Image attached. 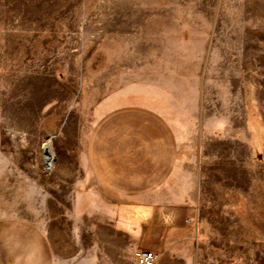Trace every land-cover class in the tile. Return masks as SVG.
<instances>
[{
    "label": "rangeland",
    "instance_id": "obj_1",
    "mask_svg": "<svg viewBox=\"0 0 264 264\" xmlns=\"http://www.w3.org/2000/svg\"><path fill=\"white\" fill-rule=\"evenodd\" d=\"M147 89L190 132L186 199H93L99 147L142 124L117 106ZM133 247L264 264V0H0V264H137Z\"/></svg>",
    "mask_w": 264,
    "mask_h": 264
},
{
    "label": "crops",
    "instance_id": "obj_2",
    "mask_svg": "<svg viewBox=\"0 0 264 264\" xmlns=\"http://www.w3.org/2000/svg\"><path fill=\"white\" fill-rule=\"evenodd\" d=\"M156 92L142 91L138 102L127 98L118 110L139 109L138 114L116 113L115 116H139L140 128L114 130V145L99 147L97 166L91 170L97 200L181 201L186 197L180 186L181 138L189 130L181 127L174 113L172 98L163 101ZM116 100V99H115ZM128 112V111H127ZM194 122V120H193ZM184 175V174H183ZM187 194V193H186ZM158 206V205H155Z\"/></svg>",
    "mask_w": 264,
    "mask_h": 264
},
{
    "label": "built area",
    "instance_id": "obj_3",
    "mask_svg": "<svg viewBox=\"0 0 264 264\" xmlns=\"http://www.w3.org/2000/svg\"><path fill=\"white\" fill-rule=\"evenodd\" d=\"M133 252L137 264H156L159 260V254L153 250L139 249L133 247Z\"/></svg>",
    "mask_w": 264,
    "mask_h": 264
},
{
    "label": "bare ground",
    "instance_id": "obj_4",
    "mask_svg": "<svg viewBox=\"0 0 264 264\" xmlns=\"http://www.w3.org/2000/svg\"><path fill=\"white\" fill-rule=\"evenodd\" d=\"M53 140L52 138H49L45 151H46V156H47V162L49 167H53L54 163H55V151H54V147H53Z\"/></svg>",
    "mask_w": 264,
    "mask_h": 264
}]
</instances>
